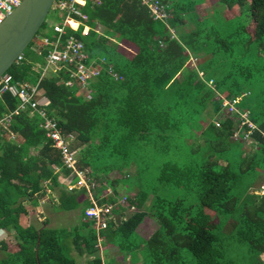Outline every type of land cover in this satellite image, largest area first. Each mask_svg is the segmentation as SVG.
Here are the masks:
<instances>
[{"label":"trees","instance_id":"obj_1","mask_svg":"<svg viewBox=\"0 0 264 264\" xmlns=\"http://www.w3.org/2000/svg\"><path fill=\"white\" fill-rule=\"evenodd\" d=\"M204 1L161 0L166 14L157 17L142 0H79L90 33L82 35L76 14L67 28L85 40L90 58L107 60L86 89L67 85L65 68L42 76L37 64L48 47L31 49L38 31L8 72L14 82H39L36 98L48 99L47 114L74 136L71 149L79 169L91 168L89 184L135 166L120 180L137 210L118 223L126 208L117 190L91 191L99 205H113L100 228L86 213L88 185L67 188L79 178L46 135L44 117L5 92L0 119L12 118L0 129V229L14 241H0V264H81L82 257L112 264L97 246L100 236L139 264H264V193L252 191L264 173V0H215L200 14ZM41 28L56 37L46 21ZM114 35L126 48L109 42ZM192 55L202 59L195 66ZM235 98L232 117L223 99ZM236 133H251L255 150ZM61 174L71 176L68 184ZM48 188L58 193L55 210L80 211L77 223L24 224ZM149 215L158 228L147 237L139 226Z\"/></svg>","mask_w":264,"mask_h":264},{"label":"built area","instance_id":"obj_2","mask_svg":"<svg viewBox=\"0 0 264 264\" xmlns=\"http://www.w3.org/2000/svg\"><path fill=\"white\" fill-rule=\"evenodd\" d=\"M21 2L22 0H0V24ZM78 2L79 0H58L56 5H54V1L51 10L58 12L61 20L52 22L49 25L53 26L57 35L55 38H51L44 34L38 35L36 40L32 43L31 49L39 54H43L44 49L48 47V53L45 55V62L37 65V67L41 69L42 76L48 72H56L65 68L70 71V78L67 84L71 86L78 84L83 89H86L90 81L100 75L105 58L97 56L90 58L86 52L85 40L69 32L67 28L69 20L75 19L74 15L76 14L80 16L79 22H84L82 35L88 36L90 33V25L86 22L88 20V15L78 6ZM142 3L148 4L152 13L157 17L166 14L162 11L161 0H142ZM23 57L24 52L19 55L16 62L21 61ZM38 85L39 82L35 84L30 82H14L12 74L7 71L0 78V98L5 92H10L13 96H19L21 98L20 107L22 109L29 108L30 106L32 113L39 112V114L44 117V122L41 126L46 130V135L53 139L54 144L61 149L65 165L72 168L75 176L79 178L77 183L71 185L70 188L88 185L89 192L91 193L92 205L87 209L86 213L89 218H97V223L100 228H106L107 220H104L101 214L102 212L107 214L113 205H99L98 200L93 197L91 189L89 188L90 184L87 178L88 172L77 167L76 151L71 149L74 136L72 134H66L58 124V121L47 114L46 106L49 104V100L45 99L43 96L36 98V95L40 92ZM240 99L241 98H235L233 100L225 99L224 105L231 107L232 111L237 112L238 107L236 103ZM242 115L246 117V113ZM11 118L12 114H9L5 118H1L0 129L3 127L9 128Z\"/></svg>","mask_w":264,"mask_h":264},{"label":"rangeland","instance_id":"obj_3","mask_svg":"<svg viewBox=\"0 0 264 264\" xmlns=\"http://www.w3.org/2000/svg\"><path fill=\"white\" fill-rule=\"evenodd\" d=\"M58 2V0H55V4ZM215 3V0H205L202 4L198 5V12L200 14L209 13L211 11L212 5ZM230 13L227 12V15ZM60 21V16L58 12H54L53 10L50 11L49 15L47 16L46 23L51 24L52 22ZM49 27V26H47ZM42 32H40L39 35L45 34V29H42ZM99 31L102 33L103 29L100 26ZM36 39V38H35ZM111 44H122L124 42L123 40L120 41L119 35H114L112 40H109ZM124 45H127L126 43L122 44V48H126ZM28 49V48H27ZM210 56V55H209ZM202 59L197 58L195 55H192L191 60L189 62L190 65L195 66L199 61ZM38 65V64H37ZM36 66V65H35ZM219 97V96H218ZM217 97V98H218ZM225 99H223V104L225 103ZM223 108L225 109V114H231L232 117L234 115L235 111H232L231 107L224 105ZM239 110V108H238ZM230 112V113H229ZM244 114V113H243ZM230 116V115H229ZM243 116V115H242ZM245 117V116H243ZM247 122V120H245ZM217 125L220 124V122H217ZM249 124L252 126H255L251 121H249ZM235 138L240 139L242 142H244V147L249 150L250 152H253L255 150V144L253 143V138L251 137V133H248V135H245L244 137H241L238 133H236ZM77 152V151H76ZM79 152V150H78ZM79 155V154H78ZM79 158V157H78ZM88 173L90 172L91 168L87 167L85 169ZM135 171V166H131L130 168L125 169L124 171H121L118 168L112 169L107 173H102L98 177H91L90 180V189L93 193L100 192V195H110L114 194V190H117L118 197H120L119 201L125 206L126 210L124 211V214L120 216H115L118 220V223L120 220L129 217L132 215L137 208L135 206H130L129 199L127 198L130 195V192L127 191L126 185L121 183V178L125 177L127 173L131 172L133 173ZM71 178V176H65L64 174L60 175V180L63 181V183L68 184V180ZM107 178H113L114 180L110 183L107 182ZM116 181V182H115ZM73 185V184H71ZM71 185H67L69 190H74L76 188L82 189L81 187H73L70 188ZM48 194L45 195L40 199V203L33 207L29 206L30 213L26 216H23V222L24 224H29L30 222H34L38 225H43L44 221H48V224L50 226H62L65 225V222L68 220V218L72 219L74 223H77L76 218H78L79 210L71 211L66 215V212L57 211L54 208L55 204H58L57 201V194L56 192H51V189L48 188ZM78 190V189H77ZM253 192L256 193H264V173L261 174V179L256 184V187L252 189ZM86 196V195H85ZM85 196H81L82 199L85 198ZM158 228V221L153 216H147L145 217L144 221L139 226V232L144 236H151L154 231ZM12 240L14 241V238L12 236V233L8 232L5 229H0V241L2 240ZM98 248H100V251L102 255L106 257H114L115 260H113L112 264H139L131 261V256L125 254L122 252L117 246L113 245L112 243L107 242L105 239H102V236H100L99 244L97 245ZM264 258V254L262 255ZM86 257L81 258V264H84L86 261Z\"/></svg>","mask_w":264,"mask_h":264},{"label":"water","instance_id":"obj_4","mask_svg":"<svg viewBox=\"0 0 264 264\" xmlns=\"http://www.w3.org/2000/svg\"><path fill=\"white\" fill-rule=\"evenodd\" d=\"M55 0H22L0 24V78L33 41Z\"/></svg>","mask_w":264,"mask_h":264},{"label":"crops","instance_id":"obj_5","mask_svg":"<svg viewBox=\"0 0 264 264\" xmlns=\"http://www.w3.org/2000/svg\"><path fill=\"white\" fill-rule=\"evenodd\" d=\"M97 57H99V56H97ZM100 57H101V56H100ZM105 62H107V60H106V59H105ZM105 62H104V63H105ZM67 81H68V80H67ZM67 81H66V84H67ZM67 85H68V84H67ZM69 86H71V85H69Z\"/></svg>","mask_w":264,"mask_h":264}]
</instances>
